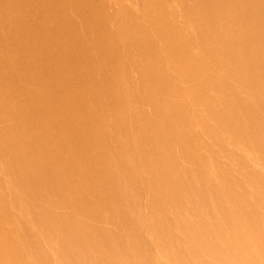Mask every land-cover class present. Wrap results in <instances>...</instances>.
<instances>
[{
    "label": "bare ground",
    "instance_id": "bare-ground-1",
    "mask_svg": "<svg viewBox=\"0 0 264 264\" xmlns=\"http://www.w3.org/2000/svg\"><path fill=\"white\" fill-rule=\"evenodd\" d=\"M144 1L0 0V264H264V0Z\"/></svg>",
    "mask_w": 264,
    "mask_h": 264
},
{
    "label": "rangeland",
    "instance_id": "rangeland-1",
    "mask_svg": "<svg viewBox=\"0 0 264 264\" xmlns=\"http://www.w3.org/2000/svg\"><path fill=\"white\" fill-rule=\"evenodd\" d=\"M132 1L134 3V5L132 6L134 11L139 12V13L146 12L148 5L145 3L144 0H132ZM251 99H252L251 96H249L246 93H242L240 95V98H239V100L241 102L242 101L251 102ZM239 100L237 99V101H239ZM236 109H237V111H236ZM232 110L235 113V115H237L239 117L240 116L243 117V118L240 117V120L237 124V128L239 129V131L244 132L242 140H240V141L236 140L235 135L233 133V130L230 129V127H227L226 125H224L223 124L224 121H216V120L211 119L209 124L212 127V129L215 131L214 135H215L216 139L220 140L222 142H225V144H227V147L233 150V154L237 160L236 165L240 166V164H242V165L245 164V165H251L252 166L253 169L251 171L252 172L251 177L257 181V183H258L257 186L259 187L261 197L263 198L264 197V171H263L264 170V150H261V149H264V143H261V141H260L261 137L259 134L250 133V128L252 127V122L254 121L252 118H250V115L247 116V114H246L244 116L242 111L238 110V107L236 106V104H234ZM257 113L261 116H264L263 111H258ZM242 119L244 120V122ZM244 126H246V128ZM215 137L212 138L211 136H206L203 139L204 142H206L210 146L211 151L209 153H207L209 159H216V158H219V156L221 155V148L219 146H217V144L215 142ZM247 137H249V139ZM235 140L237 142V148H235V146L231 145V143L235 144ZM249 140H250V142H252V144L249 142ZM246 155H247V157H246ZM261 157H263V158L261 159ZM251 160H254L253 163L250 162ZM260 168L263 170L261 171ZM235 169H239V168L236 166ZM2 177H3V174H2V172H0V178H2ZM6 185H9V184L6 183ZM259 189H257L258 192H259ZM261 190H262V192H261ZM16 212H17V214L19 213L18 210ZM13 237H14V239L17 240V245L19 246L18 238H16V235H13Z\"/></svg>",
    "mask_w": 264,
    "mask_h": 264
}]
</instances>
